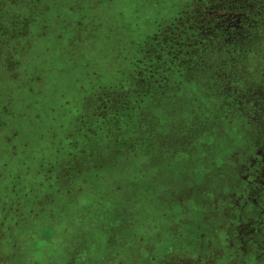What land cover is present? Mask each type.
<instances>
[{"label": "rangeland", "instance_id": "374dc122", "mask_svg": "<svg viewBox=\"0 0 264 264\" xmlns=\"http://www.w3.org/2000/svg\"><path fill=\"white\" fill-rule=\"evenodd\" d=\"M0 264H264V0H0Z\"/></svg>", "mask_w": 264, "mask_h": 264}, {"label": "crops", "instance_id": "0c3cea01", "mask_svg": "<svg viewBox=\"0 0 264 264\" xmlns=\"http://www.w3.org/2000/svg\"><path fill=\"white\" fill-rule=\"evenodd\" d=\"M13 155H14V153H13ZM23 167V166H22Z\"/></svg>", "mask_w": 264, "mask_h": 264}]
</instances>
